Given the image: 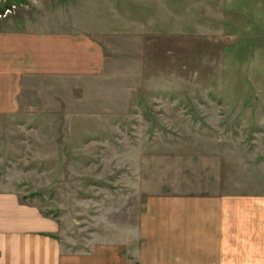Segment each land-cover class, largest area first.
Returning <instances> with one entry per match:
<instances>
[{"label":"rangeland","instance_id":"1","mask_svg":"<svg viewBox=\"0 0 264 264\" xmlns=\"http://www.w3.org/2000/svg\"><path fill=\"white\" fill-rule=\"evenodd\" d=\"M20 26L90 41V69L0 107V190L56 218L65 249L138 225L145 154L221 149L264 187V0H0V29Z\"/></svg>","mask_w":264,"mask_h":264},{"label":"crops","instance_id":"2","mask_svg":"<svg viewBox=\"0 0 264 264\" xmlns=\"http://www.w3.org/2000/svg\"><path fill=\"white\" fill-rule=\"evenodd\" d=\"M20 27L0 29L1 108L14 106L33 77L91 68L83 34ZM143 159L138 225L123 242L89 250L65 249L56 218L0 190V264H264V187L231 175L225 152L178 149Z\"/></svg>","mask_w":264,"mask_h":264}]
</instances>
